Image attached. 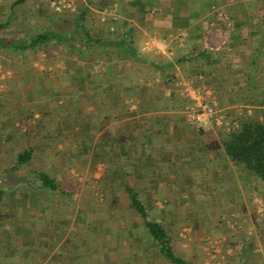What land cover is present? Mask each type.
Returning a JSON list of instances; mask_svg holds the SVG:
<instances>
[{"label": "trees", "instance_id": "obj_1", "mask_svg": "<svg viewBox=\"0 0 264 264\" xmlns=\"http://www.w3.org/2000/svg\"><path fill=\"white\" fill-rule=\"evenodd\" d=\"M7 1L2 2L7 14L5 22H0V50L21 55L41 47L50 50L67 47V50H64L65 55L62 54V49L56 55L68 59L72 95L79 96V100L75 103L62 104L55 93L51 92L49 97L42 96L43 92L51 90L44 88L38 96L34 97L31 104L24 106L30 112L29 117L34 116L35 113H39V117L35 120V124L30 125L23 134L29 146H25L20 151L16 165L33 166L34 163H30V160L37 153L58 154L55 145L59 141L70 146L65 154L69 161L65 162V165L61 163L64 167L78 170L88 169L92 177L98 164L106 165L107 172L98 180V183L106 188L107 192L112 191L110 194L112 200L108 199V202L100 205L98 209L88 207L87 211L101 213L102 228L107 227L116 219L131 215L139 216L144 230L157 243L164 258L171 264H188L184 258L174 253L168 229L150 215L140 196L135 192V188L129 186L128 177L132 174L131 169L141 170L143 168L140 158L136 157L132 160L128 153H115L109 147L104 149L102 144L105 137L97 138V133L102 130L104 121L117 122L122 118L137 114L139 118L133 120L131 124L142 125L143 123L144 127L139 125L141 131L138 133V127H136L134 134V139L135 137L141 139L142 145L139 142L136 143L129 152L133 153L135 150V154L141 153L136 155H143L145 158L158 155L167 161L170 175L178 174V178L168 181L166 195L162 198H167L170 205H174L170 207L180 208L186 213L192 211L191 206H198L202 222L204 218L209 219L211 215L215 217V222L223 227L225 221L227 223L237 220L242 225V230L237 233L238 236H230L227 240L235 248L239 246L234 255L242 258L244 264H264V212L263 214L257 213L258 204L254 202L257 198L261 199L264 204V77L259 80V77L264 75V59L259 58L262 52L260 45L263 46V40L254 41L256 51L252 55L251 64L240 68L242 76L233 75L227 81L210 82L207 80L209 76L203 71L195 72V77H193L195 85L215 88L218 106L221 109L233 111V120L238 122V127L228 131L215 125L210 132L201 128L198 132L199 136L194 135L198 138L196 143L183 147L181 150L180 147L178 148L179 145L175 144L177 149L171 145L169 137L162 144H156L155 137L158 135L156 129L159 127L162 128L160 131L162 134H167L170 122L178 118L179 113L190 104L186 96L180 95L175 90L169 97L164 96L165 91L172 88V83L176 79L173 61L181 65L186 58H179L175 54L173 61L169 62L149 59L148 54L139 46L143 36L133 34L135 31L133 24L127 20H122V22L118 19L114 20L111 15H108L106 22L101 23L100 13L102 11L110 13L116 0H74L73 10L62 11H57L51 5L54 0H13L10 4ZM29 1H32L33 8L27 7ZM141 1L146 5L142 3L139 9L146 14L147 6H152L159 0ZM161 1L169 3L168 7H174L173 12L176 14L185 10L194 13L209 12L214 9L212 7L214 4L222 3V0H202L201 5L199 0ZM223 4H221V10L232 20H235L234 13L238 10L242 11L239 4L235 3L231 6ZM20 7H23V10L19 11L21 15L17 11ZM245 7L248 8L247 4ZM260 10L264 13V0ZM218 20H215L217 25L223 28L224 26L220 24L222 22ZM28 22L37 26V30L27 31L22 38L11 34V26L19 27ZM112 28L116 29L112 30ZM145 28L149 34L156 33L159 38L167 37L163 30L148 26ZM123 54H126L131 62L133 77L129 81L121 79L119 82L110 83L104 78L106 73L104 69H107V65L113 58L120 59ZM201 55L208 63L212 60L211 53L207 51H202ZM79 62L84 65L81 66ZM11 68L15 70V76L9 80L8 90L0 92V97H5L15 107H18L20 103L18 102L17 83L27 71L34 70L25 65L23 60L18 65L12 64ZM76 70L80 71L84 81L87 82V89L83 92L79 89V83L74 82L76 79L72 71ZM159 72L164 74L161 80L150 84L155 79V74ZM201 74L207 78L199 79ZM64 79V75L61 74L60 81ZM107 91L117 92L120 99L116 100L107 96ZM127 101L137 104V110L133 114L129 111L132 102ZM3 103L0 98L1 108H3ZM87 107L92 108V116L87 112ZM239 107L244 109L243 115L237 114ZM247 108L252 109L250 114L247 113ZM159 111L167 112V114L164 113L166 124L162 125L163 120L155 116H147L149 113ZM96 113L98 114V125H94ZM53 118L56 119L55 122H58L56 124L58 127L65 122L64 129L49 132L46 123ZM89 118L93 119L90 125L87 123ZM48 135L51 138L47 143ZM186 154L193 156L185 160L183 156L185 157ZM221 155H224L227 163L237 166L244 174L245 179L241 180V183H245L246 189L243 193L238 190V179L233 172L229 169L225 170L223 165L217 162ZM48 165L42 163V167L36 169L42 190L54 192L60 190V194L66 195L59 181L47 174L44 168H48ZM54 165L57 164L54 163ZM72 185L68 183L65 188L69 189ZM114 191L116 192L113 193ZM122 192L127 194L128 203L120 200ZM180 199H182L181 203ZM250 227L253 229L251 234H249ZM55 236L53 234V239Z\"/></svg>", "mask_w": 264, "mask_h": 264}, {"label": "crops", "instance_id": "obj_2", "mask_svg": "<svg viewBox=\"0 0 264 264\" xmlns=\"http://www.w3.org/2000/svg\"><path fill=\"white\" fill-rule=\"evenodd\" d=\"M9 1L11 0L7 2ZM262 2L263 0H222V3H224L223 5L226 6H231L235 3L240 5L242 11L238 10V12L234 13L233 16L235 20H232L227 14L225 15L224 11L216 13L211 12V10L209 12L198 11L194 13L185 10L176 14L173 12L174 7H168L166 2L161 0L152 4V6H147L148 12L144 14L140 11L139 7L146 4L141 0H116L110 13H108V11H102L100 17L101 23L106 22L108 15H111L114 20L118 19L121 22L122 20H127L133 24L135 27L133 34L136 36H143L139 46L142 51L148 54L149 59L169 62L173 61L175 54H177L179 58H186L181 65L173 61L176 79L172 83V88L165 91L164 96L169 97L171 92L175 90L178 91L180 95L186 96L190 100V104H192L193 96L191 95V89H205L208 92V101L214 102L217 105L226 120H231L234 118V113L232 110L221 109L218 106L215 88L204 85L197 86L193 81V77H195V72L197 70L203 71L209 76L207 78L201 74L198 77L199 79L207 78L210 82L227 81L229 77L233 75L242 76L243 73L240 68L251 64L253 59L252 55L256 51L253 44L257 39L263 40V46L260 45L262 52L259 58L264 59V13L260 10ZM244 4H247L248 8H246ZM31 5L32 1H29L27 7L31 8ZM242 7H245V9H242ZM253 7L254 10H252ZM22 8L23 7H20L18 10L22 11ZM19 15H21V12H19ZM222 16H225L230 21L227 22ZM216 19L222 22L220 24H222L225 29L217 25ZM27 25H29V22ZM146 26L165 31L167 37L159 38L156 33L149 34L148 30L145 28ZM114 29L116 28H112V30ZM27 30L29 29L25 28L22 34L24 35L27 33ZM17 31L19 32L20 30L18 29ZM154 38L165 40V46L157 48L155 45H148L147 43ZM174 42L176 43L173 45ZM50 44L53 45L54 43ZM41 48L40 50H42ZM61 49L63 51L62 54L65 55L66 53H64V50H67V47H57L50 51L51 54L53 52L55 55L50 54L48 56H43L46 65V73L40 76V78L36 77V71L39 72L38 68L39 70L42 68L39 61L37 62L38 59L32 58L28 60V62L26 61V63L30 64V67L34 68L33 70L35 72L27 71L22 83L25 86H30V89L28 91L25 89L21 90L23 87V85H21L22 87L20 86V90H17L18 102L21 107H15L8 99L1 98L4 103L3 108H1L0 105V228L2 229V231L0 230V249L1 245H4L12 238L19 244H22L26 249L30 246L35 249L37 248V253L32 256L26 253L25 250L22 252L17 251L9 255L17 257L12 259L13 261L11 262H2L1 259L7 257H4L3 254L0 253V264H73V261H71L72 259L78 260L79 262L77 263L80 264H171L162 255V259H164L163 261L161 260L159 256L161 253L158 250L157 243L150 238L145 230L142 229L141 232H139L138 226H141L135 225L134 223L131 226H125L123 230L126 231H122L124 236H116L114 242H112L111 239L107 240L104 252L99 249L101 238L99 234L98 237L94 236V238H92L93 241L86 243V246L89 244V249L86 247H79V238L71 240L68 237L71 235L72 226L75 225V222L79 223L81 220L79 218L76 220L73 219L74 221L72 220L73 222L71 224V220H69L71 217L67 215H56L57 217L55 219L53 218L55 212L59 214V212L64 213L65 210L62 209L61 211L60 206L62 205H54L51 201L54 191L42 190L38 181V172L32 174L33 172L29 171L30 181L26 182L27 184L13 183L14 180L12 179H16V182H20L21 179L18 174L22 173L24 171L23 168H25L23 165H16L20 153V151L18 152L16 150L23 145V147L29 146L27 140H22L24 139L23 134L30 125L35 124V120L39 117V113H35L34 116L29 117L30 112L25 108L26 105L31 104L34 97L38 96L39 92L44 88L47 90L51 89L52 91L43 92L42 94L44 95L42 96L49 97V95L55 93L62 104L68 103V105H70L79 100V96L72 95V81H70L71 72H69V66L67 64L68 59L66 57H56V54H58V51ZM202 51L211 53L212 60L210 63L201 55ZM79 64H81V66L84 65L82 62H79ZM258 64H260V62ZM107 66V69H104L106 70L104 78L105 80H109L110 83L119 82L121 79L129 81L133 77L132 65L126 54H123L120 59L113 58ZM42 70L43 68L41 71ZM73 73L76 79L74 82H77V84L79 83V89L83 92L87 89V82L84 81L79 70L75 72L72 71V75ZM61 74L65 77L62 81H60ZM163 75V72L156 73L155 79H153L150 84L159 82ZM66 76L68 77L66 78ZM263 77L264 75H261L259 80ZM106 95L110 96L112 99H120V95L117 92L107 91ZM127 102L129 103L132 101ZM133 103L134 102H132L129 107V111L132 114L137 110L133 109ZM91 110V107H87V112L92 116ZM244 112L242 107L237 108L238 115H243ZM251 112L252 109L247 108V113L250 114ZM164 113L167 114V112L159 111L149 113L147 116L152 115L163 120V125L166 124V122L164 123V121H166ZM179 114V117L172 120L169 126L173 129L175 134L173 142L179 145L178 148L180 147L181 150L183 147L192 146L196 143L198 138L195 136H199V129L203 128L204 131L210 132L215 126L211 122L204 124H193L189 122L185 116V109ZM136 118H139V116L133 114L117 122L104 121V123H102V130L97 133V138L101 136L105 137V141L102 144V147H105L104 149L109 147V149H113L112 151H115V153H128L132 160L138 157L140 158V162H142V170L149 169L151 171L152 176L150 174L148 189L146 193H144L147 194L145 206H174L170 205V201L167 198H162L163 195H166V184H168V180L173 177L168 174L170 172V167H168L167 161L158 155L145 158L143 155H136L141 153L135 154V150L133 153L129 152L130 148L132 150L136 143L139 142L142 145L141 139L137 137L134 139L136 127H138L137 131L139 133V131H141L139 129L140 126H143V123L142 125L131 124ZM92 120V118L87 119V123L90 125ZM94 120V125H98L97 113ZM55 121V118L47 121V130H49V132L55 129H64L65 122L58 127L56 125L58 122ZM161 130L162 128L160 127L156 129V133L159 136L163 135L162 132H160ZM50 138L51 137L48 135L46 138L47 143L50 141ZM157 143L158 142H156V144ZM55 146L58 154H54V156L62 155L63 160L61 163L63 164L69 161L65 154H67L70 146L60 141ZM50 156L51 154L48 153V158ZM192 156V154H186L183 158L187 160ZM41 157L43 158L44 156ZM48 158L46 161H51V159L49 160ZM36 159H40L38 155H34L30 163L36 161ZM217 162L222 164L225 170L229 169L233 172V175L238 179V190L243 193L246 185L244 182L241 183V180L245 179L242 171H240L237 166L227 163L224 155H221V157L217 159ZM63 170L64 169L60 168L47 170V174L51 177L62 179L64 177H71V172L66 174L67 172ZM142 170L133 169L130 178H134L135 180L137 176L144 174ZM26 172H28V170ZM221 175H223V173ZM176 176H178V174H176ZM134 185L133 183H129L130 187H134ZM19 188L23 190L21 192L22 197L15 196ZM40 191L45 193V195ZM135 192L138 194L143 193V191H138V189H135ZM181 200L182 199H180V203ZM220 200L222 202V198ZM193 201L194 200H192V203H194ZM26 204L27 206L33 207H27L25 209L29 214H27V218L23 219L24 214H20L21 206ZM46 206L50 207V209H47L48 207ZM51 206L57 207L52 208ZM46 210L49 213L46 214ZM80 211L81 210H78L79 214H81ZM171 212L174 214L176 211L172 210ZM90 218L91 221L88 222L89 224L87 226H90L89 228L94 226V230L97 231L102 221V216L94 214ZM174 220L176 219L174 218ZM57 223L61 225L58 227ZM22 228L29 229L22 230ZM92 229L93 228H91V230ZM53 234L56 235V239L55 237L53 239ZM44 239H46L47 242L44 247H42L40 246V244H42L40 242L44 241ZM67 241H69V245L64 248V243ZM103 245L104 242L102 241L101 246Z\"/></svg>", "mask_w": 264, "mask_h": 264}, {"label": "rangeland", "instance_id": "obj_3", "mask_svg": "<svg viewBox=\"0 0 264 264\" xmlns=\"http://www.w3.org/2000/svg\"><path fill=\"white\" fill-rule=\"evenodd\" d=\"M3 1L4 0H0V22L4 23L5 19H6L7 10H6V7L3 8V5H2ZM12 1L13 0L9 1L8 4H10ZM201 1L202 0H199L200 5H201ZM72 2H73V8H75L74 0H72ZM197 4H198V2H197ZM221 4H222L221 2H219V4H214V6H212V7H214V9L211 12H215V11L216 12H221V11L223 12V10H221ZM33 7H34V5L32 4L31 8H33ZM62 10H72V9L61 8L59 11H62ZM17 11L19 12L20 10H17ZM222 17L225 18L227 22L230 21L225 16H222ZM221 21H223V20H221ZM25 28L29 29L27 31H30V30L36 31L37 30V29H34V28H37V26H35L31 22H29V25L25 24V25H22L19 27L18 26L17 27L11 26L10 31H11L12 35H15L18 38H22V36H23L22 31ZM18 29L20 30L19 32L17 31ZM0 35H1V33H0ZM41 49L42 50H40V49L30 50L31 52H28V53L26 52L25 54H21V55H17V54L12 53V52L7 53V51H1L0 50V92H5L8 90L9 80H11L15 76L14 75L15 70H12V68L10 69L12 64L18 65L20 62L22 63V60H23L24 64L33 70L34 68L30 67V64L26 63V61L28 62V60H30L32 58H37L38 59L37 62L39 61L40 66H42L43 70L41 71L42 68L40 70L38 68L39 72L36 71V74H37L36 77L40 78V76H42V75H44V73H46L45 72L46 71V65H45V60L43 59V56L50 55L51 50L49 48H45V49L41 48ZM55 53H57V52H55ZM56 57H58V56H56ZM34 75H35V73H34ZM25 76L26 75H23V78H21L19 80V82L17 83V90H20V86L23 85L22 83L24 81ZM24 89L28 91L30 89V86L23 85L21 90H24ZM2 97L3 96H1L0 98H2ZM3 98H5V97H3ZM132 107H133V109H137V104L133 103ZM231 120H233V119H231ZM218 127L225 128L227 130V128L224 126L223 127L218 126ZM172 132H173V129L168 127V133L167 134H163L162 136L156 135L155 138H156V142H158L157 144L164 143L165 139L167 137H169L171 145L174 146L175 149H177L176 145L173 142L174 138H175V134H174V132L173 133ZM22 140H25V139H22ZM23 146H21V148L17 149L16 151H18V152L21 151L24 148ZM50 154H51V156L48 158V154L43 155V154L37 153L36 155H38V158H40V159H36V161L33 162L34 163L33 166L30 165V166L23 168L24 171L22 173L18 174V176L21 179L20 182H16V179H12V180H14L13 183H16V184H24V183L27 184L26 183V182H28L27 180H30L29 171H32L33 172L32 174H34V172H37L36 171L37 168L42 167L41 166L42 163L49 164L48 168H46V167L44 168L46 170H52V169L60 168V169L66 170V172H67L66 174H68V172H71L72 174H71V177H69V179H66L65 177L63 179L62 178H56L59 181V183L61 184V186H63L62 188L65 189L66 195H62V193L60 194V191L57 190L52 194L51 201L53 202L54 205L61 204L62 205V206H60L61 211H62V209L65 210L64 213L59 212V214H56V212H55V214L53 216L54 219L57 217L56 215H58V216L67 215V216L71 217L69 219V220H71V222H70L71 224L77 218H79L81 220L79 223L75 222V225L72 226L71 235H70V237H68L71 240L79 238V241H80L79 247L88 248L89 244L86 246V243H90L91 241H93L92 238H94V236L98 237V234H99V237H101L99 249H101V251L103 250V252H104L107 240L111 239L112 242H114V240H116V238H115L116 236H118V235L124 236L122 231H126V230H123L126 225L131 226L133 223L135 225L141 224L140 223L141 219L139 216L131 215V216H128V217H125L122 219H116L115 221H112L105 228H102L101 223H100L97 231L94 230L95 229L94 226L91 227V228H93L91 230V228H89L90 226H87L89 224L88 222L91 221L90 217H92V215H94V214H99L100 216H102V215H101V213H95V212L90 213L91 211H87L88 207H89V209H92V208L98 209V208H100V205L107 203L108 199H109V201L112 200V196H110L112 191L110 193L107 192V189L104 188L100 183H98V180L100 178H102V176L104 174H106V172H107L106 165H104L102 163L98 164L96 172L91 177L89 172H88V169H84V170H78V169H74V168L68 169V168H66V166L64 167L65 163H64V165H61V161L63 160L62 155L61 156H54L55 153H53V154L50 153ZM171 154H173V153H171ZM41 156H44V157L42 158ZM47 158L49 160L51 159V161H49V162L46 161ZM66 162H68V161H66ZM54 163H56L57 165H54ZM50 164H52V165H50ZM27 170H28V172H26ZM132 171H133V169H131L130 173H132ZM142 171H144V174H142V175L140 174L139 176H137L135 178V180H134V178H130V176L132 174L129 175L128 182L135 184L134 188L138 189V191L139 190L143 191V193H140L138 195L140 196V199L143 201V203L145 205V202L147 199V194H144V193H146V191L148 189L150 174L152 176V173L149 169H144ZM145 173H147V174H145ZM171 176H173V177L169 180H173V179L178 178V176H176L175 173ZM66 180L67 181L70 180V182H68V183L73 184L72 187L69 189L65 188L66 187L65 185L68 184ZM166 186L168 189V184H166ZM116 189H117V187H116ZM22 191H23L22 188H19L17 190L15 196L22 197V195H21ZM40 192H42V191H40ZM115 192L116 191H114L113 193H115ZM43 194L45 195V193H43ZM27 200L29 202H31L29 199H27ZM120 200L122 202L128 203L127 194L122 192ZM254 202L258 204L257 213L263 214L264 204H263L262 200L255 198ZM18 206H21V205H18ZM27 207H33V206H27V204L24 206H21L20 214L21 215L24 214L23 219L27 218V214H29V212L25 210ZM46 207H48V206H46ZM51 207L56 208L57 206H51ZM191 207H192V211H187V213H186L182 209L176 208V207L146 206L150 215L152 217L156 218L158 221H160L168 229L169 234L172 238L171 243H172L174 253L176 255L184 258L188 262V264H244V261L242 260V258L240 259L238 256L234 255L236 252L235 250H237L239 246H237L235 248L232 243H228V241H227L230 236H233V235L238 236L237 233L240 230H242V225L239 224V222H237V220L236 221L232 220V221H228L227 223L225 221V226L223 227L222 225L218 224V222H215V217L213 215H211L209 219L204 218V220L202 222V220H201L202 215L199 216V209L197 208L198 206H191ZM47 209H50V207H48ZM78 210H81L80 211L81 214L78 213ZM172 210L176 211V212L173 214L171 212ZM99 211L101 212V210H99ZM45 213L47 214L49 212L46 210ZM203 214H206V213H203ZM174 218L176 220H174ZM234 218H236V217H234ZM251 221H253V220H251ZM93 223H92V225H93ZM57 224H58V227L61 225L59 223H57ZM67 224H68V222H67ZM140 226L141 227L138 226L139 232H141L142 229L144 230L142 224ZM23 229L28 230L29 228H22V230ZM0 230L2 231L1 228H0ZM252 232H253V229L250 227L249 234H251ZM146 233L149 234L148 232H146ZM55 239H56V237H55ZM102 241L104 242L103 246H101ZM46 242H47V240L44 239V241L40 242V243H42V244H40V246L44 247ZM68 245H69V241L64 243L63 247L66 248ZM24 250L26 251V253H28L29 255H32V256H34V254L36 255V253H37V248L35 249L32 246H30V247H28V249H26V248H24V246L22 244H19L17 241L10 238V240H8L7 243H5L4 245H1L0 253H2L4 257H7L4 259H1V261L2 262H11V261H13L12 259L17 258V257L16 256L13 257V256H9V255H11L12 253H16L17 251L22 252ZM71 254H72V252H71ZM159 256H160L161 260L163 261L164 258L162 259L161 254ZM71 261H73V264H80V263H77L79 261L76 259H72Z\"/></svg>", "mask_w": 264, "mask_h": 264}, {"label": "built area", "instance_id": "obj_4", "mask_svg": "<svg viewBox=\"0 0 264 264\" xmlns=\"http://www.w3.org/2000/svg\"><path fill=\"white\" fill-rule=\"evenodd\" d=\"M52 6L58 11L61 8L74 9L72 0H54L52 2ZM165 42V40L154 38L147 44L155 45L157 48H161L162 46H165ZM207 94L208 92L205 89H191L193 103L185 108V116L188 121L193 124L211 122L216 126L226 127L228 131L237 128L238 122L236 120H226L217 105L214 102L208 101Z\"/></svg>", "mask_w": 264, "mask_h": 264}]
</instances>
